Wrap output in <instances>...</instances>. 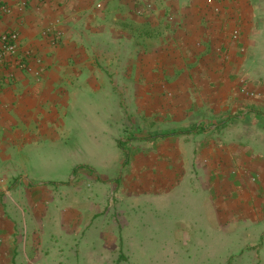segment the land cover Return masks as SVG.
Segmentation results:
<instances>
[{"label":"crops","instance_id":"obj_1","mask_svg":"<svg viewBox=\"0 0 264 264\" xmlns=\"http://www.w3.org/2000/svg\"><path fill=\"white\" fill-rule=\"evenodd\" d=\"M1 4L10 12L0 11V35L16 30L20 39L17 55L0 68V264H61L54 255L62 250L58 246L64 231L75 248L82 230L76 202L68 209L51 204L56 197H74L80 189H61L64 183L50 188L29 165L38 150L56 147L75 128L72 116L87 102L114 101L113 108L123 116L122 102L129 94L127 82L121 81L130 77L131 66L138 87H152L151 93L142 90L133 96L140 111L152 101V112L158 108L175 118L184 110L198 113L189 128L168 124L170 132L204 136L198 143L210 166L193 170L196 178L210 176L222 198L217 226L245 235L238 243L239 254L249 255L243 264H264V88L259 79L248 78L240 86L237 78L264 38L259 24L264 0H216L221 14L206 0ZM52 24L62 30L59 41L45 33ZM237 24L244 54L230 37ZM20 61L41 64V76L22 69ZM164 86L177 91L166 94ZM244 86L261 95L245 96ZM163 101L166 109H160ZM194 101L197 107L191 105ZM95 104L100 112L109 108ZM229 110V118L222 120ZM213 132L219 133L209 137Z\"/></svg>","mask_w":264,"mask_h":264},{"label":"rangeland","instance_id":"obj_2","mask_svg":"<svg viewBox=\"0 0 264 264\" xmlns=\"http://www.w3.org/2000/svg\"><path fill=\"white\" fill-rule=\"evenodd\" d=\"M259 24L264 26L263 17ZM258 49L241 68L237 77L240 86L248 78L264 84V38ZM130 70V77L121 81L127 82L129 94L122 102L123 116L113 108L114 101H89L77 108L78 116H72L75 128L59 140L57 148L38 150L33 155L30 169H36L50 188H60L57 183H64L61 189H80L74 197H56L51 204L68 209L74 200L82 229L76 235L75 248L70 245V233L64 231L58 246L62 250H56L54 256L61 264L247 262L249 255L239 254L238 244L245 235L217 226L221 224L222 198L212 187L214 180L194 175L193 169L210 166L209 156L200 151L198 143L204 136L170 132L172 126L168 124L175 122L176 129L189 128L199 119L198 113L184 110L175 118L158 108L152 112V101L140 111L133 96L142 90L151 93L152 87H138L136 71L132 66ZM122 90L125 92L124 86ZM163 90L166 94L177 91L169 86ZM164 102H160V109L168 107ZM95 103L109 105L107 112H100ZM191 105L197 107L199 103ZM231 112L225 111L222 120ZM194 153L196 162L191 165L188 161ZM232 255L236 259H231Z\"/></svg>","mask_w":264,"mask_h":264},{"label":"built area","instance_id":"obj_3","mask_svg":"<svg viewBox=\"0 0 264 264\" xmlns=\"http://www.w3.org/2000/svg\"><path fill=\"white\" fill-rule=\"evenodd\" d=\"M41 3L53 2L54 0H38ZM232 2H237V0H231ZM207 5L211 6L214 13L221 14L222 7L219 4H216V0H206ZM0 11L2 13L10 12V8L5 5H0ZM46 34H50L53 36L54 40L59 41L62 38V30L57 24H52L47 28ZM230 37L233 42L240 44L239 51L241 54L246 52L245 46L242 44L243 39V31L241 25H236L230 30ZM19 32L16 30H8L0 35V68L7 62L10 58L14 57L18 53L19 49ZM35 61L36 58L34 57ZM22 69L32 73L36 78H39L42 74L43 68L41 64H36V66H32L31 64H25L22 61L18 64ZM264 88V84H263ZM242 93L248 97H257L260 96L261 93L256 90H251L247 87H242Z\"/></svg>","mask_w":264,"mask_h":264},{"label":"trees","instance_id":"obj_4","mask_svg":"<svg viewBox=\"0 0 264 264\" xmlns=\"http://www.w3.org/2000/svg\"><path fill=\"white\" fill-rule=\"evenodd\" d=\"M175 134V133H174ZM160 136H165V135H160ZM152 139V138H151Z\"/></svg>","mask_w":264,"mask_h":264}]
</instances>
